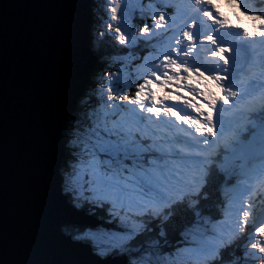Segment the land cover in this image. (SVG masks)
Masks as SVG:
<instances>
[{"label": "snow or ice", "instance_id": "obj_1", "mask_svg": "<svg viewBox=\"0 0 264 264\" xmlns=\"http://www.w3.org/2000/svg\"><path fill=\"white\" fill-rule=\"evenodd\" d=\"M226 2L251 30L231 24L220 0H187L171 14V0H149L138 25L126 3L108 0L97 35L110 37L118 53L149 52L134 79L123 71L128 57H118L121 67L97 81L84 119L64 121L62 163L56 110L55 130L36 156V197L54 239L124 264H178L185 256L196 264H264V208L258 215L253 197L264 164L250 166L264 159V63L258 75L238 63H247L257 41L264 44V9ZM85 209L109 224L86 230L62 219ZM170 233L178 243L166 248Z\"/></svg>", "mask_w": 264, "mask_h": 264}, {"label": "water", "instance_id": "obj_2", "mask_svg": "<svg viewBox=\"0 0 264 264\" xmlns=\"http://www.w3.org/2000/svg\"><path fill=\"white\" fill-rule=\"evenodd\" d=\"M94 16L93 0H0V258L124 264L54 239L36 197L37 149L54 132L59 107L56 152L63 162L64 121L99 61L90 41ZM62 219L95 225L82 212Z\"/></svg>", "mask_w": 264, "mask_h": 264}, {"label": "rangeland", "instance_id": "obj_3", "mask_svg": "<svg viewBox=\"0 0 264 264\" xmlns=\"http://www.w3.org/2000/svg\"><path fill=\"white\" fill-rule=\"evenodd\" d=\"M140 1L141 0H122L123 3L128 4V14H129V18H130L131 23L133 22V14H134V16H137L139 8L140 9L141 8H145V10H147L146 6H147L149 0H144V1H147V2H145V5H141ZM171 1H172V3H175L174 5L177 6L178 8L180 6H182L183 4L187 3V0H171ZM107 2H108V0H107ZM241 3H245L247 5V7L250 8V9L261 10L263 8L259 4H257V5L253 4V2H251L249 0H241ZM132 4H133V6H132ZM106 5H107V3H106ZM134 5L139 6V8L138 7H134ZM218 6L220 7V11L224 13V16L227 17V19L230 21L231 24H233V25L239 24L241 27H246L249 30H251L252 22L249 21L246 16H242V15L239 14V12L235 11V8H234L233 4L227 3L226 0H220V3H219ZM104 7H105V0H104ZM132 7L136 8V9H134V11H133ZM140 9H139V11H140ZM169 14H171V13H169ZM135 22H136L137 25L139 23H141L140 20L139 21H135ZM100 28L104 29V26H102ZM251 51H252L253 56L250 57L247 54V63H244V65L241 64L243 66V68L244 67L248 68V66L251 65L252 61L257 60V58H259V57H262L261 55L258 54V52H259L258 48L254 47ZM147 54H148V52L147 53H142V55L140 53H138V55H137V58H139L138 60L136 59V56L133 53H131V52L130 53L127 52V54H125V55H120V56H117V57H114V58L107 59L105 61L106 66L103 67V68H100L95 73V75L97 77V81L100 80V78L103 76L105 71H114L117 67H121V64L114 63V61L118 57H120V58H123L124 56L128 57V59L126 61L121 59V63L123 64L124 73H126V74H128L130 76L132 74L131 71L133 70V72L136 74L137 66L140 64L143 56H145ZM201 56H203V53H201ZM133 79H134V77H133ZM93 94L95 96L94 98H92L90 94L85 93L84 97L82 98L81 102L79 103L81 105L80 106L81 110L78 112V115L80 116L81 120L84 119V115H85V112L87 111L88 106L94 105L96 103L97 97H96L95 93H93ZM245 104L246 103H240L239 107H243ZM262 164H264V159H261L259 156H257L256 158H254L250 162V166L254 167L256 169H259ZM253 183H254L255 189H257V191H258L257 192V196H253L254 199L257 201V206H258L259 203H260L258 201V198L259 199H263L264 198V184H261L259 182L258 185H255V181H253ZM101 228H103V227H101ZM85 229L87 230V229H89V227H86ZM185 257L187 259H191V258H188L187 256H185ZM184 261L185 260H183V262Z\"/></svg>", "mask_w": 264, "mask_h": 264}, {"label": "trees", "instance_id": "obj_4", "mask_svg": "<svg viewBox=\"0 0 264 264\" xmlns=\"http://www.w3.org/2000/svg\"><path fill=\"white\" fill-rule=\"evenodd\" d=\"M140 2H141V5H145V2H147V1L141 0ZM154 2L156 4H159L160 3V0H154ZM106 3L107 2L105 0V7H104V0H96L94 2V4H93L94 7H95V9H96V12H95L96 13V18H94V24L92 26V31H93L92 44L93 43L94 44L96 43L97 45L98 44L99 45H102L101 46L102 48H98V47L96 48V52L99 54L100 58H105V57H107L109 55L120 56V55H124V54L127 53V51H125V52H119L118 53L116 51V49H114L112 47V41H111V38L110 37L105 36L103 38H100L97 35V33L100 31V25L101 26H104V28H105V24H106V20H107ZM132 6H133V4H132ZM134 7H138L139 8V6H136V5H134ZM134 7H132L133 8V11H134V9H136ZM139 9H138V15L137 16H134V14H133V22H132L133 25H135V22L134 21H139L140 20L141 12L139 11ZM170 10H172V9H169V11ZM140 22H141V20H140ZM132 50H133V53H135V54L136 53H140L142 55V53L144 52V48L143 47H139V48L132 49ZM131 73L132 74L130 76L132 78L133 77L135 78V75H134L135 73L133 72V70L131 71ZM92 85H93V87L91 86V88H90L91 92H93V89L97 87L96 86V82H93ZM80 106L81 105L79 104L77 111L73 115H77L78 114V112L81 110V107ZM66 158H67V155L64 158V160ZM214 191H215V189H214ZM210 208H212V207H210ZM212 209L215 210V201L213 202V208ZM88 212L91 213V214H93V215H95L99 219H101L102 223H104L105 225L109 224V221L105 220L104 217L102 215H100L99 213H97V212H90V211H88ZM77 227L78 228H83L82 226H77ZM177 243H178V241L176 240L174 233H170L169 239H168L167 243L164 246L166 248H171V247H173ZM190 263H191V261H190Z\"/></svg>", "mask_w": 264, "mask_h": 264}, {"label": "bare ground", "instance_id": "obj_5", "mask_svg": "<svg viewBox=\"0 0 264 264\" xmlns=\"http://www.w3.org/2000/svg\"><path fill=\"white\" fill-rule=\"evenodd\" d=\"M100 27H102L101 25H100ZM100 30H102L101 28H100ZM92 37H93V35H92ZM257 43L259 44V45H257ZM255 46L261 51V55L262 56H264V44H261L259 41H257L256 43H255ZM242 62V61H241ZM259 65H260V63H259ZM247 70V69H246ZM256 73H257V75L259 74V70H254ZM204 87V85L203 84H201V88H203ZM243 101V100H242ZM244 102H249V100H244Z\"/></svg>", "mask_w": 264, "mask_h": 264}]
</instances>
